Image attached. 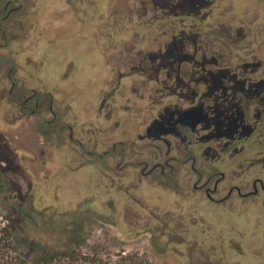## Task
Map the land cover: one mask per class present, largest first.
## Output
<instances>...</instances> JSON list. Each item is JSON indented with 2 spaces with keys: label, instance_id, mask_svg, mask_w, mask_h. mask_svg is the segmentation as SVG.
<instances>
[{
  "label": "rangeland",
  "instance_id": "374dc122",
  "mask_svg": "<svg viewBox=\"0 0 264 264\" xmlns=\"http://www.w3.org/2000/svg\"><path fill=\"white\" fill-rule=\"evenodd\" d=\"M16 1L20 13L0 16L6 29L0 43L8 42L0 47V223L10 214L15 230L65 247L71 244L69 229L61 236L47 230L74 228L83 218L87 252L101 248L107 255L123 247L145 251L154 264H248L253 256L247 238L241 254L212 257L215 247L204 246L203 254L187 257L186 246L173 244L185 234L182 225L174 221L165 236L163 225L150 219L177 218L181 198L153 182L136 187L138 159L129 155L132 149L123 155L121 141H131L135 119L148 115V75L139 68L158 33L150 24L152 0ZM167 18L153 22L163 27L160 32L168 30ZM59 121L60 136L54 133ZM146 225L160 245H152ZM223 234L237 236L226 228Z\"/></svg>",
  "mask_w": 264,
  "mask_h": 264
},
{
  "label": "flooded vegetation",
  "instance_id": "af4514ba",
  "mask_svg": "<svg viewBox=\"0 0 264 264\" xmlns=\"http://www.w3.org/2000/svg\"><path fill=\"white\" fill-rule=\"evenodd\" d=\"M152 2L150 24L158 33L139 68L148 75V115L135 119L131 141H121L123 155L132 149L129 155L138 159L135 186L165 185L181 198L187 211L177 218L150 219L163 225L165 236L174 221L182 225L185 234L173 244L186 246L187 257L203 254L204 246L215 247L212 257L241 254L247 238L248 264H264V0ZM21 10L16 0H0L4 20ZM159 16L168 17L165 32L153 24ZM58 125L54 133L60 136ZM223 228L237 236L224 237Z\"/></svg>",
  "mask_w": 264,
  "mask_h": 264
},
{
  "label": "trees",
  "instance_id": "16d2710c",
  "mask_svg": "<svg viewBox=\"0 0 264 264\" xmlns=\"http://www.w3.org/2000/svg\"><path fill=\"white\" fill-rule=\"evenodd\" d=\"M5 181L0 171V182ZM15 208V207H14ZM17 210V209H15ZM25 211L20 212V223L25 219ZM5 221L0 223V264H154L145 251L139 249L128 250L120 248L118 252L102 254L104 249H96L93 252L83 250L88 240V234L82 224L70 228L68 224L65 229H50L47 233L61 236L66 230H70L69 246L52 247L26 232L23 228L15 230L10 224L12 216L5 215ZM22 225V223H21ZM20 226V225H19ZM152 245H157L154 239V231L149 230Z\"/></svg>",
  "mask_w": 264,
  "mask_h": 264
}]
</instances>
